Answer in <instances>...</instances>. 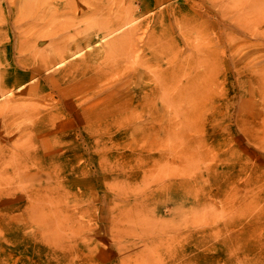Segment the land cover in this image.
Returning <instances> with one entry per match:
<instances>
[{
    "label": "rangeland",
    "instance_id": "obj_1",
    "mask_svg": "<svg viewBox=\"0 0 264 264\" xmlns=\"http://www.w3.org/2000/svg\"><path fill=\"white\" fill-rule=\"evenodd\" d=\"M87 1L0 0V264H264V0Z\"/></svg>",
    "mask_w": 264,
    "mask_h": 264
},
{
    "label": "bare ground",
    "instance_id": "obj_2",
    "mask_svg": "<svg viewBox=\"0 0 264 264\" xmlns=\"http://www.w3.org/2000/svg\"><path fill=\"white\" fill-rule=\"evenodd\" d=\"M72 1H73V0H72ZM88 1H89V0H88ZM88 1H87V2H88ZM92 1H93V0H92ZM92 1H91V3H95V1H96L95 6H93V4H91V5L95 8V10H96L97 8H101V6H103V0H94V2H92ZM65 2H66V1H65ZM85 2H86V1H85ZM72 3H73V2H72ZM87 4H88V3H87ZM89 5H90V4H89ZM91 5H90V6H91ZM131 5H132V4H131ZM87 6H88V5H87ZM90 6H88V7H90ZM93 7H92V8H93ZM125 7H126V6H125ZM65 8H66V7H65ZM92 8H91V9H92ZM68 9H70V7H69ZM120 9H121V5H120ZM120 9H119V10H120ZM203 9H204V8H203ZM197 10H198V9H197ZM93 11H94V10H93ZM203 11H204V10H203ZM124 12H126V10H125ZM119 14L122 15L121 13H119ZM120 15H119V16H120ZM124 15H126V14H123V16H124ZM119 16H117V17H119ZM206 16H207V15H206ZM119 18H120V17H119ZM119 18H118V19H119ZM182 18H184V16H182ZM185 20H186V19H185ZM180 21H181V19H180ZM122 22H123V24H124V21H122ZM129 22H131V20H130ZM181 22H182V21H181ZM187 22H188V21H187ZM192 22H193V21H192ZM182 23H184V21H183ZM190 23H191V22H190ZM111 24H112V22L109 24V26H110ZM113 24H114V23H113ZM113 24H112V25H113ZM119 25H122V24H119ZM180 25H181V24H180ZM191 25H192V24H191ZM102 26H103V25H102ZM132 27H133V26H132ZM186 27H187V26H186ZM119 28H120V27H119ZM127 28H128V26H127ZM184 29H185V28H184ZM184 29H183V30H184ZM114 30H116V29H114ZM117 30H118V29H117ZM108 34H109V32H108ZM73 41H74V40H73ZM52 43H53V42H52ZM68 43H69V42H68ZM71 44H72V43H71ZM51 45H52V44H51ZM55 46H56V45L54 44L52 47H55ZM71 46H72V45H71ZM76 46H77V45H75V47H76ZM58 47H59V46H58ZM58 47H55V48L58 49ZM77 47H78V46H77ZM77 47H76V49H77V51H78V48H77ZM63 48H64V47H63ZM68 48H70V47H68ZM50 49H51V47H50ZM59 49H60V48H59ZM74 49H75V48H74ZM53 50H54V49H53ZM53 50H52V51H53ZM73 51H74V50H73ZM53 52H54V51H53ZM70 52H71V51H70ZM54 54L57 55V56L59 55L58 57L61 58V59L64 61V58H63L64 56L60 57L61 51H57V50H56V51L54 52ZM63 54H64V53H63ZM77 55H78V53H77ZM97 56H98V55H97ZM55 57H56V56H55ZM68 57H69V56H68ZM75 57H76V56H75ZM56 59H57V58H56ZM61 59H60V60H61ZM82 59H83V58H82ZM60 60H59V61H60ZM88 60H89V59H88ZM94 60H95V59H94ZM57 61H58V60H57ZM84 61H85V60H84ZM81 62H82V61H81ZM65 63H66V62H65ZM74 63H75V62H74ZM77 64H78V63H77ZM83 64H84V63H83ZM87 64L89 65L88 62H87ZM44 65H46V63H45ZM60 65H61V64H60ZM70 65H71V64H70ZM46 66H47V65H46ZM52 66H53V65H52ZM68 66H69V65H68ZM92 66H93V65H92ZM92 66H91V67H92ZM94 66H95V65H94ZM96 66H97V65H96ZM96 66H95V67H96ZM44 67H45V66H44ZM89 67H90V66H89ZM46 68H47V67H45V69H46ZM66 68H67V67H66ZM76 68H77V65H76ZM45 69H44V71H46ZM47 69H48V68H47ZM63 69H64V68H63ZM72 69H73V68H72ZM77 69H78V68H77ZM87 69H88V68H87ZM96 69H97V68H96ZM89 70H90V69H89ZM94 70H95V69H94ZM63 71H64V70H63ZM63 71H62V72H63ZM70 71H71V70H70ZM70 71H69V73H70ZM73 71H74V70H73ZM76 71H77V70H76ZM67 72H68V71H67ZM84 72H86V71H84ZM94 72H95V71H94ZM94 72H93V73H94ZM64 73H65V72H64ZM67 74H68V73H67ZM74 74H75V73H74ZM66 76H68V75H66ZM71 76H72V75H71ZM90 76H91V75H90ZM33 77H34V76H33ZM81 77H82V76H81ZM92 77H93V76H92ZM74 78H75V77H74ZM74 78H73V79H74ZM83 78H84V77H83ZM88 78H89V77H88ZM70 80H72V78H71ZM62 82H63V80H62ZM70 82H72V81H70ZM72 85H73V84H72ZM73 86H75V85H73ZM188 88H189V90H192V87H191V89H190V87L187 86L186 89H188ZM156 90H159V89H156ZM163 90H164V89H163ZM163 90H162V91H163ZM184 90H185V89H184ZM162 91L160 90V92H162ZM193 91H194V89L192 90V92H193ZM6 93H7V92H6ZM167 93H168V92H167ZM189 93H190V92H189ZM4 94H5V92H4ZM160 94H161V93H160ZM160 94H159V95H160ZM165 94H166V92H165ZM1 95H3V94H1ZM5 95H6V94H5ZM155 95H156V94H155ZM155 95H154V96H155ZM159 95L157 94L158 97H159ZM166 95H167V94H166ZM174 95H177V94H174ZM181 95H182L181 97H180V95H178V96H179L180 98L183 99V98H184V93L181 94ZM154 96H153V97H154ZM160 96H162V95H160ZM178 96H177V97H178ZM187 96H188V95H187ZM0 97H1V96H0ZM3 97H4V96H3ZM164 97H165V96H164ZM188 97H189V96H188ZM155 98H156V96H155ZM171 98H172V97H171ZM185 98H186V96H185ZM189 98L191 99V97H189ZM151 99H153V98L151 97ZM165 99H167V96H166ZM165 99L163 98V99H162V102H163V100L165 101ZM168 99H169V98H168ZM168 99H167V100H168ZM174 99H175V98H174ZM176 99H178V98H176ZM187 99H188V98H187ZM187 99H186V100H187ZM153 100H155V99H153ZM153 100H152V101H153ZM167 100H166V101H167ZM172 100H173V99H172ZM186 100H185V101H186ZM166 101H165V102H166ZM170 101H171V100L169 99V100L167 101V103L170 102ZM165 102H164V103H165ZM4 103H5V105L9 106L8 103H6L5 101H4ZM4 103H3V104H4ZM9 103H10V102H9ZM10 104H11V103H10ZM154 104H155V103H154ZM159 104H160V103H159ZM162 104H163V103H162ZM171 104H172V102H171ZM173 104H174V103H173ZM0 105H1V104H0ZM5 105H3L2 108H3ZM165 105H166V104H165ZM185 105H187V104H185ZM7 106L4 107V109H6ZM160 106H161V105H160ZM163 106H164V105H163ZM170 106H171V105H170ZM170 106H169V107H170ZM183 106H184V105H183ZM0 107H1V106H0ZM173 107L175 108V106L172 105L171 109H172ZM177 107H178V105H177ZM177 107H176V108H177ZM179 107H180V106H179ZM179 107H178V108H179ZM2 108H1V109H2ZM1 109H0V112H3V113H4L5 110L3 109L4 111H3V110L1 111ZM166 109H168V106H166ZM171 111H172V110H171ZM175 111H176V110H173V112H175ZM172 115H173V114H172ZM175 115H176V114H175ZM157 121H158V120H157ZM167 123H168V122H167Z\"/></svg>",
    "mask_w": 264,
    "mask_h": 264
}]
</instances>
